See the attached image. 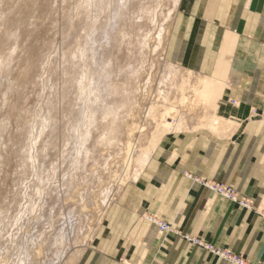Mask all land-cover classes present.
<instances>
[{"label": "rangeland", "instance_id": "rangeland-1", "mask_svg": "<svg viewBox=\"0 0 264 264\" xmlns=\"http://www.w3.org/2000/svg\"><path fill=\"white\" fill-rule=\"evenodd\" d=\"M140 1L145 0L135 1L133 11L139 10ZM151 2H145L154 13L150 18L142 17V13L130 14L118 28L112 29L109 16L103 13L101 0H0V264H12L17 260L14 250L23 237L18 222L27 203L44 204L39 199V166L49 169L51 189L57 191H61L64 183L78 173L72 170L71 176L69 173V159L76 147L70 129L83 124L76 117L80 108L76 101V82H85L96 68L95 63L101 65L108 61L109 72L117 83H125V77L133 76L134 80L139 77L132 96L136 106L142 104L143 95L149 90V80L154 81L153 91L158 90L165 61H172L175 25L182 4L175 6V0ZM168 31L169 42L163 55L160 38ZM177 67H180L179 71L171 78L168 76L167 80L173 88L174 80L175 85H180L184 78H188V71L200 74L182 65ZM138 114L139 109L132 113L130 109H124L118 112L114 121L99 115V124L94 131L95 138L99 139L95 144L94 161L85 163L78 173L82 199L86 204L92 205L94 196H99V200L106 199L111 192L110 196L116 195L114 204L125 187L139 178L133 179V166L141 154L140 145L148 146L154 136L176 133L167 130L164 124L157 128L156 123L140 119ZM133 123H141L142 128L131 135L129 127ZM195 132L200 131L183 133ZM129 140L131 146L128 148L126 143ZM100 141L108 145L104 147ZM154 151L152 157L157 148ZM122 183L125 185L120 190ZM59 195L54 194V200L46 199L44 212L50 228L46 226L47 219L30 226L34 230H30L32 233L37 234L40 228L41 233L46 231L49 238L43 243L41 238L37 245H43L40 264H68L67 260L74 251L84 249L80 264L93 242L83 243L88 236L87 219L90 216L85 212L80 214L79 220H67L66 216L71 209L78 207L76 205H79L80 212L81 204L77 199L73 203L70 196ZM52 207H55L53 212ZM37 212L34 215L38 217L40 212ZM65 221L67 225H63ZM62 227L68 235V243L62 247L53 245L54 234ZM188 240L192 243V240L200 239ZM58 248L61 252L66 250L61 260L55 256Z\"/></svg>", "mask_w": 264, "mask_h": 264}, {"label": "crops", "instance_id": "crops-1", "mask_svg": "<svg viewBox=\"0 0 264 264\" xmlns=\"http://www.w3.org/2000/svg\"><path fill=\"white\" fill-rule=\"evenodd\" d=\"M177 19L172 61L213 75L219 53L231 54L220 105L238 129L230 137L166 136L120 193L80 264H233L188 238L264 264V0H183ZM207 183L235 191L249 207Z\"/></svg>", "mask_w": 264, "mask_h": 264}, {"label": "bare ground", "instance_id": "bare-ground-1", "mask_svg": "<svg viewBox=\"0 0 264 264\" xmlns=\"http://www.w3.org/2000/svg\"><path fill=\"white\" fill-rule=\"evenodd\" d=\"M135 1L138 2L139 0H101V7L103 9V13L106 16H109L110 18V28H118V26H120V23L125 18L130 16V14L134 16L137 13H142V17L147 16L148 18H150L151 15L154 14L152 13V10H149L148 7L149 4H152V0H145L143 2L140 1V3L138 4L140 8L136 12L133 11V8L136 9ZM146 1L148 3L150 1V3L145 4ZM159 2L157 3L159 4ZM180 2L182 4L183 0H175V6H178ZM87 6L90 7V4H88ZM159 7L161 8V6ZM172 20L174 21V18ZM105 33L106 30L104 31V34ZM169 35L170 31L165 32V34L160 38V44L162 42L161 47L164 48V50L162 49V52L164 51L163 55H165V50H167L165 46H168L170 37ZM164 42L167 44H164ZM143 44L144 42H142V45ZM219 54V63L217 62V68L212 76L194 74L191 71H188V78H184L183 81H181L180 85H175L174 83L176 80H174V88L172 87L171 83L167 81L168 76H170L171 78L174 73L176 74L177 71H179L177 69L180 67H177L179 65H176V63H174L173 61H165L166 66L163 70V76L160 78L161 82L159 83L158 80V90L156 92L153 91L154 89L152 85L154 81L149 80L147 85L149 90L145 91L142 99V104L138 106H136L137 102L132 96L133 93H135L134 91L136 89L135 82H137L139 77H136V80H134L133 76L125 77V83H117L116 81H114L109 72L108 61L104 62L101 65L95 63L96 68L91 72V75L86 78V81L79 82L78 80L76 82L78 94L76 96V101L78 104V108L80 107L78 109L76 117L79 119L80 123L83 124L79 125L78 127L72 126L70 129L72 138L76 141L74 154L69 159L71 161V169L69 172L70 176L72 175L71 170L79 173L85 163L94 161L93 156L96 153L94 152L95 144L96 141L99 140L95 138L94 131L99 124V115L105 117V120L111 121V119L113 120L117 117L118 112H120L121 110L130 109L132 113L135 110L139 109L138 115L140 119L145 118L148 121L150 120L153 123H156V125L158 126L157 128H160L162 124L167 125V130H169L170 132H176L181 134L184 131L188 130H205L215 134L218 137H230V135H233L232 133L238 129V125L237 123L230 121L229 119L223 116L220 105L223 94L229 86L230 76L228 77V73L233 59L230 60L229 55L231 54H228L225 51ZM161 86L162 88H160ZM140 88L142 89V86H140ZM141 128V123H133V125L131 124L129 127V132L132 135L135 131ZM163 136L164 135L159 137L154 136L156 139H154V137L153 139L156 141H153L152 139L151 143L148 144V146L146 147L140 145L141 154L139 155L138 159L135 160V162L133 160V179H137L143 169H145L147 163L150 160L151 154L154 150H156V148L166 137ZM129 138L131 137L129 136ZM104 142L105 141H100V143L105 147L108 144ZM130 142L131 141L129 140L126 143V147L129 148L131 146ZM128 148H126V150H128ZM38 170L41 172L40 176L38 177V181L41 184V192L39 199H42V202H44V204L37 206L36 201L35 203H33V201H29V203H27L26 205L27 208L25 207V209H23V211L21 212V217H19L20 221L18 222V226L22 230L21 232H23V237L21 238V241L17 244L18 247H16L14 250V254H17V260L15 262H12V264L41 263V260L39 258L42 255L41 248L43 249V245H37L39 242H41L40 240L43 239V243L44 239L49 238L46 234V231L41 233L40 228L38 231V229L35 227L38 232L37 234L32 233L34 230H32V227V229H30V226H35L37 223L41 224L42 221H45L47 219L46 226L48 225L50 228L49 220L48 218H46L48 216H46L44 212L45 206L47 205L46 199L48 197L51 200H54V194H60L58 197L70 196L73 203L76 202V199L79 201V203L81 204L80 212L79 205H76L78 207L76 209H71L70 213H68L69 216H66V219L71 220L75 218L79 220V216H81L80 214L85 212L90 216V219H87V221L89 222L88 236L86 238V241L83 242L87 245L90 243L91 240L93 241L94 233L101 226L107 212L109 211V209H111L113 205L112 203L114 202L116 197V195L110 196L112 193L111 192L106 199L99 200V196L98 198L94 196V203L92 205L86 204V202L82 199V189L80 186V176L78 173L72 175L71 178L68 180V183H64L63 189L61 191H57L55 188L51 189L52 182L49 177V169L45 166L44 168H41L39 166ZM124 185L125 183H122L120 185V190L123 188ZM31 207H33V209H31ZM54 208L52 207V212ZM35 211L40 212V215L38 217L34 215ZM150 220L155 222L160 229V224L162 222H159L155 219ZM43 224L45 223L43 222ZM63 225H67V221H65ZM30 230H32V232ZM165 232H172V228ZM67 239H69L68 235L66 234V232L63 231L62 227L60 228V231L57 234H54L52 244L62 247L68 243ZM83 250L79 249L77 251H74L73 256L68 258L67 263L78 264L81 255H83ZM65 253L66 250L61 252V249L58 248L55 255L56 259L59 258L61 260ZM1 264H4V262H2Z\"/></svg>", "mask_w": 264, "mask_h": 264}, {"label": "built area", "instance_id": "built-area-1", "mask_svg": "<svg viewBox=\"0 0 264 264\" xmlns=\"http://www.w3.org/2000/svg\"><path fill=\"white\" fill-rule=\"evenodd\" d=\"M206 185L212 191L216 192L217 194L221 195L222 197H225V198L231 199L232 201L238 202V204L240 206L249 207V204L246 200H244V199L239 200V197L235 191H233L227 187L221 186V185H216V184L210 185L208 183ZM160 227H161L160 230L163 232L171 229V227H169L168 225H166L164 223H161ZM192 243L198 247L204 248L205 250L212 253L213 255H216V256L223 258V259H226V260H229L233 264H249L243 258L232 256L231 253H228V252L219 251V250L215 249L212 245L206 244L205 242H203L201 240H192Z\"/></svg>", "mask_w": 264, "mask_h": 264}]
</instances>
